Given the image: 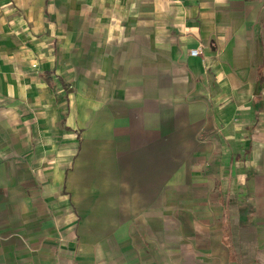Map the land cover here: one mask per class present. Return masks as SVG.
I'll return each mask as SVG.
<instances>
[{
  "label": "crops",
  "instance_id": "0c3cea01",
  "mask_svg": "<svg viewBox=\"0 0 264 264\" xmlns=\"http://www.w3.org/2000/svg\"><path fill=\"white\" fill-rule=\"evenodd\" d=\"M0 264H264V0H0Z\"/></svg>",
  "mask_w": 264,
  "mask_h": 264
},
{
  "label": "built area",
  "instance_id": "2783aa9c",
  "mask_svg": "<svg viewBox=\"0 0 264 264\" xmlns=\"http://www.w3.org/2000/svg\"><path fill=\"white\" fill-rule=\"evenodd\" d=\"M201 54H202V52H201L200 49H194V50H191V51L189 52V55H190L191 57H198V56H201Z\"/></svg>",
  "mask_w": 264,
  "mask_h": 264
}]
</instances>
